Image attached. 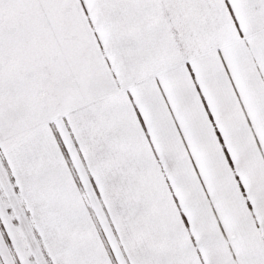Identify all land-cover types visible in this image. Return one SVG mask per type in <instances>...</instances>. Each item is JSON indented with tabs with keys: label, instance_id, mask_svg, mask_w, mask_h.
Masks as SVG:
<instances>
[{
	"label": "snow or ice",
	"instance_id": "1",
	"mask_svg": "<svg viewBox=\"0 0 264 264\" xmlns=\"http://www.w3.org/2000/svg\"><path fill=\"white\" fill-rule=\"evenodd\" d=\"M0 264H264V0H0Z\"/></svg>",
	"mask_w": 264,
	"mask_h": 264
}]
</instances>
